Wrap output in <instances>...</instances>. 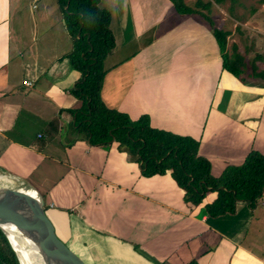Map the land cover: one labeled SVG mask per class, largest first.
<instances>
[{
	"label": "crops",
	"instance_id": "0c3cea01",
	"mask_svg": "<svg viewBox=\"0 0 264 264\" xmlns=\"http://www.w3.org/2000/svg\"><path fill=\"white\" fill-rule=\"evenodd\" d=\"M51 1L58 5V0H0V170L38 191L57 236L87 264H189L193 260L198 264H264V194L254 207L238 201L234 214L210 217L206 206L216 200V193L206 195L200 205L189 202L169 171L145 176L141 164L121 152L117 142L93 146L75 126L70 111L80 109L81 102L72 99L71 90L79 78L66 64L73 43L66 46L71 37L63 15L60 31L51 33L46 25L48 7H54ZM141 1L132 0L131 11L142 23L146 14L154 18L157 11L146 13ZM38 2L41 6L36 8ZM33 8L38 10L35 16ZM156 14L157 20L162 19L160 12ZM180 28L183 33L191 30L194 41L200 36L205 43L206 48L192 52V61L201 69L209 66L215 73L211 78L222 75L218 44L212 33L201 31L207 27L189 21ZM61 33L66 35L58 46ZM117 51L121 50L114 57ZM137 55L107 75L104 104L118 111L107 102L108 93L115 94L112 101L121 105L119 112L133 120L147 115L153 128L199 141L200 155L205 158L203 147L211 121L210 106L203 103L208 88L203 87L202 71L179 69L163 76L161 83L155 81L146 88L138 105L135 97L143 92L144 78L129 81L143 63ZM131 64L133 69L126 71ZM195 74L200 76L193 80L198 85L189 90L198 93L199 106L190 97L177 98L178 87L186 80L183 75ZM216 81L210 89L219 105L225 89ZM162 95L172 96L173 104L157 103ZM233 104L231 96L228 109ZM71 131L77 136L68 143ZM234 136L217 145L225 156L218 152L208 159L213 176L220 173L225 160L223 172L241 165L251 150L264 154V122L251 145L246 143L231 153V146H226L235 142Z\"/></svg>",
	"mask_w": 264,
	"mask_h": 264
},
{
	"label": "rangeland",
	"instance_id": "374dc122",
	"mask_svg": "<svg viewBox=\"0 0 264 264\" xmlns=\"http://www.w3.org/2000/svg\"><path fill=\"white\" fill-rule=\"evenodd\" d=\"M183 1L187 6L203 12L204 16L201 14H180L169 0L168 3L170 4H167L166 0H142L141 2L146 13L151 11L154 13L155 11L160 12L162 19L157 20L158 17L156 16L159 14H156V12L154 18L152 15L146 14L144 22L141 23V20L140 22L136 20L135 12L131 11L132 0H101L100 8L109 12L110 28L117 41V48L105 62L106 74L103 79V85L107 75L112 73L123 60L131 58L136 54H138L137 61L139 63L140 58L143 57V63L138 65V69L133 73L134 75L131 72L126 74L133 75L132 78L129 77V81L131 82L144 78V87L141 90L143 92L140 96L135 97V102L138 105L142 103V99L144 100L143 95L145 90H147L146 88L155 81L161 83L163 76H168L179 69L193 72H200L201 70L203 73L201 79L205 82L203 87L208 88V91L203 95V103L210 106V118L208 121L211 122H209L207 127V135L203 147V153L208 160L212 154H217L218 152H221L225 156L223 149L217 147V145L225 140H232V136L234 135L235 142H230L232 145L227 144L226 146V149L231 146L232 149H229L231 153L232 151H236L237 147H242L246 143L251 145L255 135L259 132L261 123L264 122V3L263 0H239L231 7L230 0H227L222 5H217L214 3V0H202L204 3L211 1L213 3L210 10H206L196 7L198 0ZM51 4L54 7L52 8L51 5L48 7L49 9L45 18L47 19L46 25L48 28H52L51 33H53L56 29L58 31L62 29L59 24L63 14L57 3L52 2ZM40 6V2L35 4L36 8ZM232 9L233 11L231 12ZM33 11L35 16L38 10L33 8ZM209 18L214 22L215 28L230 33L227 46L228 55L233 57L235 53L234 47H236V52L242 57L240 59L242 63L240 60H237L236 63L232 62V68H235L233 71L236 74L224 69L222 75H216L211 78L212 74L215 75V73L211 71L209 66L204 65L201 69L199 64L192 61L194 58L192 52H200L202 47L206 48L205 43L200 36L198 40L194 41V36H190L191 30L183 33L179 31L180 27L189 21L197 22L207 27L206 31L202 28V32L211 35L212 26L208 21ZM154 23H156V27L152 25ZM141 24L144 25L142 26ZM65 35L66 33L59 35L58 46L62 45L63 40H61V36L64 37ZM212 37L214 36L212 35ZM65 43H68L67 38H65ZM70 43H73L71 38H69V44L66 46L68 47ZM117 49L121 51H117L114 57L113 54ZM134 62L136 63V61ZM66 64L72 69L73 75L78 76L80 80L81 74L74 70L68 58H66ZM130 66V68H126L125 70L131 71L133 66L132 64ZM183 79L186 80L178 87L177 98L184 100L190 97L192 102L199 106L198 93L195 90L189 89H193L192 86L198 85L193 80L200 79V76L198 74L183 75ZM214 79L217 80L216 85L218 87L225 89L221 95L222 99L219 105L216 104L215 94L210 89ZM137 92L140 94V90H137ZM232 92H235L234 95H232ZM132 94L136 95V91H132ZM114 95H109L108 93L107 102L120 111L119 107L121 105L112 101L115 99ZM126 95L127 92L125 93ZM231 96L236 105L233 104L228 109L227 106ZM71 97H73L74 101H80L74 94V89L71 90ZM172 98V96L163 97L162 95L157 103L165 107L169 103L173 104ZM102 100L103 102L106 101L103 98ZM80 102L82 107L83 102ZM153 104L156 105V102H153ZM235 106H239L236 111H234ZM39 129L40 126H37L36 130ZM75 136H77V133L71 131L68 143ZM236 136H238L237 140ZM219 149L221 150L219 151ZM120 151L130 156L126 148L120 149ZM247 157L248 155L243 160ZM241 162L244 163V161ZM223 163L224 165L220 173L214 175V177H221L228 161L225 160ZM193 200L194 195L190 192L188 201L192 202Z\"/></svg>",
	"mask_w": 264,
	"mask_h": 264
},
{
	"label": "trees",
	"instance_id": "16d2710c",
	"mask_svg": "<svg viewBox=\"0 0 264 264\" xmlns=\"http://www.w3.org/2000/svg\"><path fill=\"white\" fill-rule=\"evenodd\" d=\"M169 1L180 14L204 16L203 12L187 6L183 0ZM226 1L214 0V3L222 5ZM230 1L232 7L239 0ZM100 2L58 0L64 25L73 42V49L66 58L71 61L74 70L81 74L74 94L83 102V106L70 111L76 120L75 126L86 134L93 146L109 145L115 141L119 144V150L126 148L131 159L141 164L145 176L169 171L185 191L186 200L191 192L194 195L192 202L196 205L202 204L209 193H216V200L206 206L210 217L234 214L238 201L254 207L264 194V154L251 150L242 165L230 166L221 177L216 178L211 174V163L200 155L199 141L155 129L147 115L132 120L127 114L112 110L104 104L101 91L106 74L105 62L116 49V40L110 28V14L100 8ZM212 4V1L204 3L198 0L196 7L210 10ZM208 21L224 69L236 74L232 62L236 63L242 57L236 52V47L234 56L228 55L230 33L215 28L211 18ZM0 264H20L1 230ZM189 264L198 262L193 260Z\"/></svg>",
	"mask_w": 264,
	"mask_h": 264
},
{
	"label": "water",
	"instance_id": "95a60500",
	"mask_svg": "<svg viewBox=\"0 0 264 264\" xmlns=\"http://www.w3.org/2000/svg\"><path fill=\"white\" fill-rule=\"evenodd\" d=\"M9 225L36 245L43 264H87L57 236L38 191L25 180L0 170V230L22 264L20 252L6 229Z\"/></svg>",
	"mask_w": 264,
	"mask_h": 264
},
{
	"label": "bare ground",
	"instance_id": "6f19581e",
	"mask_svg": "<svg viewBox=\"0 0 264 264\" xmlns=\"http://www.w3.org/2000/svg\"><path fill=\"white\" fill-rule=\"evenodd\" d=\"M6 229L9 231L14 244L20 252L22 264H43L37 256L38 249L34 243L26 239L23 234L13 226H6Z\"/></svg>",
	"mask_w": 264,
	"mask_h": 264
},
{
	"label": "built area",
	"instance_id": "2783aa9c",
	"mask_svg": "<svg viewBox=\"0 0 264 264\" xmlns=\"http://www.w3.org/2000/svg\"><path fill=\"white\" fill-rule=\"evenodd\" d=\"M26 85L30 86V83H27V82H26Z\"/></svg>",
	"mask_w": 264,
	"mask_h": 264
}]
</instances>
